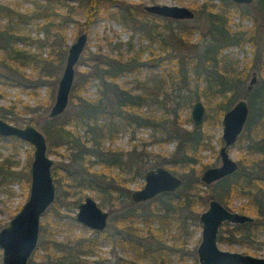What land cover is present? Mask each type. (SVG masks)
Returning <instances> with one entry per match:
<instances>
[{"label": "trees", "instance_id": "16d2710c", "mask_svg": "<svg viewBox=\"0 0 264 264\" xmlns=\"http://www.w3.org/2000/svg\"><path fill=\"white\" fill-rule=\"evenodd\" d=\"M31 1L33 10L26 8L22 12L13 6L16 4L0 1V68L14 70L30 66L38 71L43 80H47L50 87L54 85L56 72L64 56L65 42L58 39V34L62 36L59 31L61 21L56 19L60 15L57 6L64 4L62 0ZM113 3L116 9L110 12L108 9ZM251 6L250 3L235 4L230 0H216V3L213 0H202L191 4L194 16L189 20L197 19L196 12L202 15L204 21L199 40L191 53L172 54L171 49L178 48L177 42L183 41L185 34L190 33L191 26L187 25V19L150 14L142 8L141 3L129 0H77V7L85 15L83 26L80 27L83 31L104 12L130 27L132 33L138 34L140 39L145 37L149 42L157 40L158 47L155 50L149 48L144 58L141 57L140 49H132L130 41H127L124 53L120 52L119 46H115L114 53L97 50L93 54H86L81 61L89 67L77 72L69 92L74 106L64 109L56 116L48 117L45 113L49 97L35 108L24 104L25 110H33L28 122L35 124L41 120L40 127L47 142V151L50 152L53 147L61 144L68 146L66 163L59 168L51 167L53 182L61 189V196L66 199L65 205L75 207L84 191L89 189L99 199V206L109 208L114 223L119 227L111 233H106L104 228L101 231L92 229L87 234L58 237L63 224L57 221L58 216L55 215L54 220L40 223L37 244L29 264H143L142 260L150 257L159 264H165L164 253H175L179 259L172 243L163 245L164 243L156 240L160 239L161 229L159 225L153 228L152 224H158L167 218L181 221L185 228L186 219L198 224L197 216L201 211L198 208L204 206L205 198L207 201L215 198L226 208L250 213L253 217L250 222H224L218 229L217 240L223 238L222 233L226 228L229 230L227 239L230 243L235 240L250 244L259 239L264 233V76L260 72V83L257 80L251 89L245 87L249 91L248 113L236 138V141L242 143V152L236 159L237 167L213 183L203 185L198 179L199 169L194 168L198 162L199 150L202 147L213 150L212 144L201 127H183L179 112L181 105H189L200 95L204 96L207 110L208 102L212 101L213 111L217 116L228 108L242 85L246 71L235 68L231 58L223 50L242 41L256 43V22L253 21L254 28L249 32L234 29L230 24V16L236 12L240 18H244L250 11H255L254 17L263 15L264 0H258V7L250 10ZM72 10V6L66 7L67 13ZM33 17L37 18L35 24L44 31V39L31 40L28 33L22 31L20 23H27ZM261 25H264V21ZM31 43H35L39 49L46 45L48 49L45 55L25 47ZM170 58H173L175 71L182 75L179 78L182 90L189 92L174 94L171 98L173 105L166 107L164 99L169 94L164 89L163 77L159 74L140 79L138 72L149 61L161 65ZM184 59L186 60L181 70L179 65ZM252 60L251 66L256 61L259 69L264 68V38L259 49L254 50ZM127 73L134 74L129 80V87L118 84L116 80L119 76ZM24 78L27 76L22 72L17 77H7L0 70V80L15 83L22 82ZM93 82L97 86L96 95L82 96L80 93ZM153 104L161 109L160 115L145 110L144 107ZM8 111L12 110L1 109L0 116L9 121H17L18 114L12 117L8 115L11 113ZM189 117L186 116L184 121L190 123ZM67 125H83V135L66 127ZM142 125L151 127L154 140H175L168 161L173 165L179 164L185 169V174L188 172V177L174 191H163L148 200L133 202L129 197L128 182L141 173L145 162L135 152V145L131 150H123L111 148L110 142L120 128L133 129ZM105 142L109 144L105 145ZM163 159H158L156 164H163L164 161H160ZM7 161L6 157L0 160V168L5 165L10 175L21 176L26 184V170H11L12 165ZM93 164H96V168L92 167ZM175 172L183 175L177 169ZM202 185L207 188L205 198L200 193ZM234 196L244 199L236 208H232L230 203ZM59 198L54 197L53 201ZM139 222L141 225H138ZM140 231L146 234L142 236ZM151 239L157 243L151 245ZM105 240L129 250L130 255L109 262L96 251ZM36 250L41 251L39 255ZM90 255L94 257L89 259ZM188 255L191 256V264H196L194 247Z\"/></svg>", "mask_w": 264, "mask_h": 264}, {"label": "rangeland", "instance_id": "374dc122", "mask_svg": "<svg viewBox=\"0 0 264 264\" xmlns=\"http://www.w3.org/2000/svg\"><path fill=\"white\" fill-rule=\"evenodd\" d=\"M1 2L8 3L10 5L16 4L13 6H16L20 12L25 10L26 8L28 10H33V2L31 0H0ZM42 1V0H37ZM64 6H57V11L60 15H57V20L59 19L61 21L60 25V33H62V36L58 34V39L61 41L64 40V56L63 60L56 72L55 76V82L54 85L48 86L47 80H43L41 76L38 74V71L34 68H31L30 66H25L24 68H16V69H10L8 67L4 68L1 67L0 70L3 74L7 75V77L14 76L17 77V74L19 72H22L23 75L27 76V78H24L22 82H10L9 80H0V110H7L11 109L12 111H8L11 113H8L9 116L14 117V115L18 114L17 121H9L8 119H5L8 122H11L16 125H22L26 122H28V118L30 114H32L33 110H25L24 104L29 105L30 108H35L39 104H43L44 101L48 100L49 97V104L47 105L45 109V113L47 114L48 108L51 105L55 93L56 83L57 79L60 76L63 63L65 60V54H66V48L69 45V43L75 38V36L83 31L80 27H82L84 21H85V15L82 9L77 7V0H62ZM136 3L143 4H149V3H165V4H179V5H185L187 7L191 8V4L194 3H200L202 0H129ZM214 3H216V0H213ZM258 0H253L250 3V10L253 7L257 6ZM73 7V10L70 13L66 12V7ZM116 9L115 3L110 4L108 11H114ZM196 18L195 20H188L187 25L191 26L190 33L185 34V38L183 37V41H178V48H172L171 53L177 54L179 53H185L189 54L191 53V50L194 48V44L199 40L200 31L203 29L204 21L202 18V15H198L195 12ZM255 11H250L248 16L244 18H240L237 13H233L230 16V24L231 27L234 29H244L248 32L251 31L254 28V23L256 22V43L249 42V41H242L240 44L230 45L227 48L223 50L224 53L228 54L231 60L233 61V65L237 69H241L243 72L246 71V76L243 77L242 85L236 95L234 96L233 100L231 101L230 105H232L233 102H235L238 98H243L247 102L248 92L245 90V84L247 83L250 73L253 69L257 72L258 77V84L261 81L260 72L264 76V68L259 69V63L254 61V66L250 63H252L253 59V52L255 49H259L260 45L262 44L263 38H264V25H261V23L264 21V12L262 16L254 17ZM35 17L32 18V20L28 21L27 23L21 22L20 26L22 28V31L28 33L31 40L37 39L41 40L44 39V31L39 28L35 24ZM39 21H42L41 18H39ZM146 19V17H144ZM159 20V19H158ZM184 20V19H182ZM161 21V19L159 20ZM161 25V24H158ZM46 28V27H45ZM87 32V40L85 43V47L83 50V53L80 55L76 65L74 66V76L73 81L76 78L77 72L83 71L88 69L89 65L82 62L81 58L84 57L86 54L90 55L95 53L97 50H100L101 52H115L114 48L115 46H119L120 52L124 53L126 51L127 41H130V44L132 45V49H140L141 50V57L144 58V56L147 54L149 48L156 49L158 47L157 40H154L152 42H149L147 38L140 39L138 34L132 33V30L130 27L125 26L123 23L119 22L118 20L112 18L111 16H108L106 13L102 12L94 21L88 24V28L86 30ZM20 46V44H17ZM26 48H30L33 51L41 52L43 55H45L48 47L46 45H43L40 49L35 45V43L27 44L25 46ZM114 50V51H113ZM186 59L181 62V65H179V68L182 70L183 64ZM188 61V60H187ZM188 63V62H187ZM186 63V64H187ZM176 68H174V62L173 58H170L169 60L163 61L161 65H158L156 62H147L139 69V77L140 79L148 78L151 75H161L163 77L164 82V89L169 94L166 96L167 99H164V106H171L173 105V101L171 98L174 94H181L183 92H189L188 90H182V83L179 81V78L182 77V75H179L178 72L175 71ZM134 74L127 73L119 76V78L116 80V82L120 85H123L125 87H129L130 82L133 78ZM95 82V80H94ZM91 84L88 88H86L85 91H82L80 94L82 96L86 97H94L97 92V86L96 84ZM110 90V89H108ZM111 91V90H110ZM50 93L51 97H50ZM198 99L202 102L204 106V115L201 124L197 125L198 127H201L203 132L205 133L207 139L212 144L213 150L208 147H202L198 152V162L194 165V168L199 169L200 172L207 166L217 165L219 163V156L217 154V149L219 145L222 143L221 140V115L214 114L213 111V103L208 102V110L205 107L204 102V96L200 95ZM73 101L70 100V96L68 95V102L65 107V110L73 108L74 104ZM192 103V101H191ZM189 105H181L179 112L180 117L182 119V126L186 128H191L193 125L192 121L190 119V123L184 121V118L189 115L190 106ZM228 106V107H229ZM145 110H149L154 115H160L161 109L158 106L150 105L144 107ZM161 111V112H160ZM1 117V116H0ZM3 118V117H2ZM190 118V117H189ZM4 119V118H3ZM40 119V118H39ZM35 125L41 130V120H38ZM66 127L76 130L79 134L84 133V127L83 125H77V126H70L67 125ZM42 132V130H41ZM109 144L108 142H105V145ZM135 145V152H137L139 155H141L142 159L144 160V168L142 169L141 173L137 176H134L132 180L128 182V187L130 188V191L135 188H139L143 184V173L148 168H153L154 166L158 165L156 164L159 160L164 161L161 166L167 168L174 174L180 176L181 183L186 180L188 177V172L185 174V169H182L179 164L173 165L168 161L169 153L173 149L175 145V140H163L158 139L154 140L151 136V127L149 125H142L134 127L133 129H127V128H120L112 142H110L111 148H120L123 150H131V148ZM242 143H239L235 140V142L227 148L229 155L233 159H237L238 155L242 152ZM46 149H47V142H46ZM139 150L142 152H139ZM31 151L32 147L29 143L26 141H23L21 139H18L13 136L8 137H2L0 136V160H3V158L6 157L8 161L6 163L12 165L10 166L11 170L18 171V170H26L27 173V167L29 164V161L31 159ZM49 157L53 159L52 166H58V168L66 163L67 158L66 155L68 154V146L66 144H61L59 147H53L52 150L49 152L47 151ZM91 159H93L91 157ZM167 159V160H166ZM4 168H0V227L6 223V221L19 209L21 204L24 202L27 196V186H28V178L26 180V184L24 183V178L21 176H18L17 174H14L13 176L10 175L7 171V168L5 165H3ZM93 168H96V164H93ZM173 169V170H172ZM178 170L183 175L176 173L175 170ZM22 174V172H20ZM23 175V174H22ZM199 179V176H198ZM200 181V180H199ZM201 182V181H200ZM202 183V182H201ZM213 183V182H212ZM203 184V183H202ZM202 190L200 191L202 197L205 198V194L207 191V188L202 185ZM61 189L56 187L55 185V197L59 196L60 198L57 201H53L52 204H50L46 210L41 214L39 217V226L41 222L54 220L56 216H58L57 221L63 226H61L57 236L63 237L67 234L75 235V234H87L90 233L92 229L78 223L74 219V212L76 210L75 207L69 208L65 205L66 199L61 196L62 193H60ZM129 191V192H130ZM85 195L91 196L95 201L99 202V199L97 196L93 195V192H91L89 189H86L84 191V194L79 200H82V198ZM205 203L202 208H198L199 211L202 210L206 204H207V198H205ZM244 201L243 198L234 196L231 200V207L236 208L237 205L242 203ZM101 208L107 210L108 217H107V223L105 226L106 233H111L119 229L118 226L113 221V214L110 213L109 208L105 205H101ZM198 211V212H199ZM250 214V213H246ZM251 215V214H250ZM71 224H70V223ZM198 222V221H197ZM187 224V227L185 228L184 225H181V221H177L173 218H167L162 219L160 223H154L152 224L153 228L156 225L160 226L161 234L160 239H156L159 241V243H164L163 245H169L172 243L174 248L177 250L179 254V259H177L176 254L174 253H164L163 257L165 260V264H191V256L188 255V252L192 247H194L195 252V246L199 240V232H200V224H196L195 222H190V220L186 219L184 221V224ZM138 225H141L139 222ZM158 226V227H159ZM143 227V225H142ZM141 235L144 236L146 233H142L140 231ZM221 240H217V246L221 249L225 250H233V251H239V252H246L258 256H264V233L260 235L259 239L256 240L254 243H241L233 240L231 243L229 242V230L226 228L224 232L222 233ZM164 242H163V241ZM151 245L157 243L154 239H151ZM35 250V248H34ZM34 250L32 251L29 259V261L34 253ZM97 253L107 260L109 262H115V260L118 257H127L130 255L129 250L123 249L120 245L113 244L112 242H109L107 240L102 241L98 248ZM41 251L36 250V254L39 255ZM35 255V256H37ZM94 256H88L89 259L93 258ZM37 260L38 257H35ZM159 264L156 262L152 257L150 258H144L141 263L143 264Z\"/></svg>", "mask_w": 264, "mask_h": 264}, {"label": "water", "instance_id": "95a60500", "mask_svg": "<svg viewBox=\"0 0 264 264\" xmlns=\"http://www.w3.org/2000/svg\"><path fill=\"white\" fill-rule=\"evenodd\" d=\"M235 4H248L253 0H230ZM142 8L154 15L171 19H192L194 12L185 5L149 3ZM87 40V32L81 31L66 48L65 60L57 79L53 101L48 108L47 116L60 114L66 107L71 89L74 66L82 54ZM258 77L252 70L245 84L251 89ZM248 113L245 99L238 98L225 111L220 119L222 143L217 149L219 163L205 167L199 174L203 185L233 172L237 162L227 148L231 146L242 130ZM192 124H201L204 106L199 99L191 103L189 111ZM0 136H13L29 143L32 147L31 159L27 167V196L19 209L0 227V263L28 264V259L36 247L39 230V217L52 203L55 197V184L51 174L53 159L46 150V140L41 130L32 122L16 125L0 117ZM143 184L132 189L129 197L133 202H141L152 198L163 191H174L181 184L180 176L167 168L156 165L143 173ZM74 219L78 223L97 231L105 228L108 212L101 208L95 199L85 195L75 204ZM200 224L199 240L195 246L196 264H264V256L246 252L221 249L217 246V233L224 222L243 223L252 221L249 214L230 210L220 201L210 198L206 206L198 213Z\"/></svg>", "mask_w": 264, "mask_h": 264}]
</instances>
